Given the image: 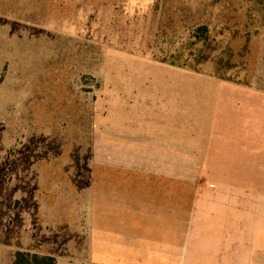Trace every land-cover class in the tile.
<instances>
[{
  "label": "rangeland",
  "instance_id": "1",
  "mask_svg": "<svg viewBox=\"0 0 264 264\" xmlns=\"http://www.w3.org/2000/svg\"><path fill=\"white\" fill-rule=\"evenodd\" d=\"M257 102L264 128V0H0V231L19 182L36 184L59 264H90L64 237L78 217L64 197L90 180L101 136L111 159L223 180L209 154L256 132ZM165 137L184 154L159 150Z\"/></svg>",
  "mask_w": 264,
  "mask_h": 264
},
{
  "label": "crops",
  "instance_id": "2",
  "mask_svg": "<svg viewBox=\"0 0 264 264\" xmlns=\"http://www.w3.org/2000/svg\"><path fill=\"white\" fill-rule=\"evenodd\" d=\"M256 104V132L246 127L238 135L226 136L227 146L209 154L223 157L215 167L224 174L223 180L204 181L181 171L111 159L104 143L116 141L106 142L101 136L90 180L82 183L74 199L78 206L72 204L73 187L72 198L64 197L71 205L70 215L78 213L69 217L70 224L75 219L74 226L64 231L68 244L89 255L90 264H264L263 102ZM248 121V116L242 117L243 125ZM165 138L156 144L159 150L161 142L166 145V156L184 154V140ZM151 150L146 147L142 154H161ZM16 170L23 174V164ZM19 185L20 193L23 182ZM38 189L33 184L26 196L15 193L3 207L8 214L2 219L0 237L9 264L19 250L53 255L59 264L54 243L44 239L54 237L52 225L42 215L37 218L57 210L50 200L41 199Z\"/></svg>",
  "mask_w": 264,
  "mask_h": 264
},
{
  "label": "trees",
  "instance_id": "3",
  "mask_svg": "<svg viewBox=\"0 0 264 264\" xmlns=\"http://www.w3.org/2000/svg\"><path fill=\"white\" fill-rule=\"evenodd\" d=\"M13 264H57V258L53 255L19 250L15 253Z\"/></svg>",
  "mask_w": 264,
  "mask_h": 264
}]
</instances>
